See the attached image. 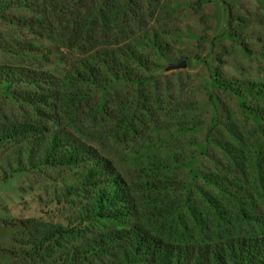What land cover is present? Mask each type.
<instances>
[{"label": "rangeland", "instance_id": "obj_1", "mask_svg": "<svg viewBox=\"0 0 264 264\" xmlns=\"http://www.w3.org/2000/svg\"><path fill=\"white\" fill-rule=\"evenodd\" d=\"M4 1L15 5L0 16V66L63 79L79 60L154 31L171 44L167 61L190 58L187 71L156 77L164 61L145 87L116 83L92 96L80 113L64 110L62 121L134 187L143 220H155L152 212L164 216L150 221V231L174 242L199 243L260 230L239 222L236 205L206 177L230 180L241 173L213 140L227 117L248 128L254 122L238 97L213 84L212 75L264 82V0ZM230 17L234 28L244 20L242 47L229 37ZM36 116L0 85V123ZM10 150V144L0 146V264H15L10 251H22L16 242L22 221H59L69 213L46 203L54 188L73 181L66 169L5 171ZM159 161L167 166L162 173L154 171ZM206 194L224 198V205L213 208ZM256 212L264 213V206Z\"/></svg>", "mask_w": 264, "mask_h": 264}, {"label": "trees", "instance_id": "obj_2", "mask_svg": "<svg viewBox=\"0 0 264 264\" xmlns=\"http://www.w3.org/2000/svg\"><path fill=\"white\" fill-rule=\"evenodd\" d=\"M13 5L0 2V16ZM243 23L234 28L230 17L227 24L230 39L241 47ZM152 33L79 60L63 79L28 68L0 66V85L6 93L37 115L36 120L0 123V146L11 145L5 171L48 168L73 173L71 184L54 188L46 203L47 208L69 213L59 221H22L16 239L22 251H10L15 264H264V213L256 212L264 206V82L225 78L219 71L212 75L215 86L239 98L254 125L248 128L228 117L221 122L213 142L241 173L237 171L239 177L230 180L216 175L206 179L236 205L239 222L259 227L253 234L186 243L150 231V221L164 216L152 212L155 220H143L134 187L110 159L68 132L62 121V113H68L64 110L71 111L69 115L80 113L92 96L116 83L137 88L148 85L149 74L167 62L172 49L157 32ZM196 61L206 63L200 56ZM163 163L153 164L154 171L167 169ZM224 198L205 196L215 209L224 205Z\"/></svg>", "mask_w": 264, "mask_h": 264}, {"label": "water", "instance_id": "obj_3", "mask_svg": "<svg viewBox=\"0 0 264 264\" xmlns=\"http://www.w3.org/2000/svg\"><path fill=\"white\" fill-rule=\"evenodd\" d=\"M191 59L185 58L180 61H167L166 65L162 67L158 72L155 73L156 77L168 75L171 73H181L182 71H187L191 68Z\"/></svg>", "mask_w": 264, "mask_h": 264}]
</instances>
